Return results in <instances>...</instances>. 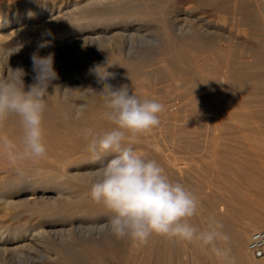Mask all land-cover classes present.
<instances>
[{"label": "bare ground", "instance_id": "obj_1", "mask_svg": "<svg viewBox=\"0 0 264 264\" xmlns=\"http://www.w3.org/2000/svg\"><path fill=\"white\" fill-rule=\"evenodd\" d=\"M51 1V4H48L46 0H42L40 4L30 5L31 7L27 10L15 11L12 15L9 12L0 14V52H4L9 47L20 46V52L31 57V54L37 51L38 44L42 40V42L49 43L47 47L39 49V55L46 56L53 53L56 61L64 52L67 64H70L69 67L78 61L91 66L95 61L89 56L91 47L103 46L106 49V61L112 63L109 61L114 58L115 65L119 66L120 70L116 72L113 68L101 69L102 76L99 75L101 77L96 80L99 91L100 89L102 91L105 85H111L113 90L126 85L129 93L135 89V92L139 94L138 97L152 98L164 105V111L159 114L160 119L168 118L166 120H169L170 116L178 115V112L185 109L186 106H189L193 111L207 108L209 113L212 112L213 116L206 119V124L211 126V134L201 135L202 133L198 132L197 136H193L190 140V136L185 137L187 141H183V143L174 135L170 138V143L173 142V145L179 146L178 142H181L179 147L186 148L184 149L187 151L189 162H191V158L205 159V156L210 157L212 164H217L222 158L228 160L232 157L231 155L234 156L233 158H237L234 165L230 163L234 171L230 170L231 167L227 169L230 172L226 177L223 175V168L216 167L213 180L208 181L207 184L211 187V191L204 192L202 189L205 184L201 185L199 181L192 182L193 176L191 167H189L191 164L186 163V160L178 159V156L174 157L171 154L167 155V153L166 155L161 154L156 150L149 151V149L147 157L157 160L173 180L179 181L185 186L191 185L190 187L199 192L197 214L190 220L192 225L201 230L206 229L208 217L214 216L223 224V231L230 237V247L236 264H261L250 257L247 238L251 230L264 229V214H250L253 216H245L246 220L241 221L240 214L233 207V202L255 207L263 202L261 200L264 196V183L260 184L259 182L262 179L259 177L262 175L255 174L257 170L264 171V111L259 109L258 111L252 110L253 112L247 111L248 109L245 107L249 101L239 99L240 95L237 97V93L242 91L246 93L259 91L264 96V0H191L197 6L217 14L218 23L222 24L226 20H230L237 26L238 33H243L244 36L239 38L240 41L235 43L232 41L233 44H229V42L219 44L216 40L217 36H209L203 30L201 32L198 26L203 27L201 25L203 21H199L196 15L193 16V19L197 21V27L189 23L187 20L189 18L188 10L163 8L157 2H146L144 6L136 5L129 10L120 12L115 7V0ZM57 1L60 3L57 4ZM118 12L122 14L121 17L125 18L124 20H115ZM134 13L159 15L158 22L162 31L155 38V55L151 58L155 62H149L148 57L140 58L137 62L130 58L133 48L130 40L132 33L124 25L128 23L127 16ZM167 14L172 15L167 19ZM116 24L120 26L118 27ZM207 28L209 27L207 26ZM118 52L121 54L116 55ZM6 70L7 68L0 67V75ZM105 77L107 78L103 79ZM146 77L148 81L144 79ZM179 77L185 78L188 85L178 97H175V93L178 92L176 78ZM161 80H169L170 83L172 81V84L168 82L162 90H158L161 91V97L159 96L157 99L151 96L150 91H154L156 86L154 84ZM59 85L53 80L48 88V106L42 122L44 138L48 146L47 156L35 160H25V162L18 161V163H12L7 159L9 164L11 163L7 167V171L10 172L12 169L18 171L19 169V172L23 171L26 175L13 178V174H11L10 179L13 178L11 183L4 181V178L8 177L5 175L6 177H0L3 178L0 180V185L13 190L23 183L25 189L30 187L33 190L38 187L41 190H53L54 194L50 196H43L41 191L35 196L38 200L41 198L52 200L54 205L49 209L51 214L64 210L69 211L70 215L76 213L85 216L108 214V210L102 204L91 199L88 179L85 178L86 184H82L77 190L70 192L74 187L73 182L77 178L73 176L75 173L71 172L68 166L69 164L79 165L88 158L89 153L85 151L87 141L83 136L84 129L91 128L102 133L104 132L102 129L108 127L107 130H110L113 125H108L107 118L100 120V117H97L99 116L96 113L97 109L100 112L101 108H104L103 100L94 105L78 101L76 104L73 103L72 108L71 101L68 103L64 99L69 96L67 86ZM254 93L253 98L257 97ZM249 97L250 101L254 102L250 94ZM256 100H260L255 102L257 105L264 104L260 98ZM236 107H241V111L231 110ZM78 109H83V111L77 119ZM60 114L68 117L61 119L59 118ZM95 114L97 115L96 120H91ZM173 120L169 121H172L174 125L176 121ZM0 133L6 134L18 142L22 134L18 118L14 116L8 118L3 128L0 129ZM146 138L140 134L134 147L140 149L139 147L142 145L143 149L147 148L149 142ZM231 149L237 150L231 152ZM2 155L6 156L0 152V156ZM7 160L6 163L4 162L5 164L8 163ZM241 161H246L247 164L250 162L249 166L242 170L243 172L240 170L241 166L238 165ZM238 175L244 176L248 180L246 182L248 188L256 190L260 196L251 198L252 196H249L251 192L247 188V190H241L242 188L240 189V186L232 179ZM22 177L25 178L24 182ZM27 177L28 179H26ZM10 190L7 194L5 193L4 198H1L0 195L2 207L33 208V211L39 214L41 219L46 217L47 212L40 206L38 207L35 200L28 201L31 198L27 196V192L13 195L17 191ZM57 199L59 200L57 201ZM49 218L51 219V217ZM107 222L92 225L69 224L68 227L61 224L60 227H56L54 223L49 222L45 226L26 227L10 232L1 229L0 254L12 253L15 255L21 253L22 247L25 245L39 242L44 245L47 253L53 252V255L58 257L62 264H176V244L171 243V239L153 235L145 245L131 240L128 242H132V244L127 248H120L119 241L121 239L112 236L107 231ZM191 245L194 256H196L195 259L198 258L191 264H222L210 248L205 251L197 244H190V247ZM219 246L224 247V242H219ZM42 253L44 256L45 253Z\"/></svg>", "mask_w": 264, "mask_h": 264}, {"label": "clouds", "instance_id": "obj_2", "mask_svg": "<svg viewBox=\"0 0 264 264\" xmlns=\"http://www.w3.org/2000/svg\"><path fill=\"white\" fill-rule=\"evenodd\" d=\"M48 43L38 44L37 51L31 54L34 76L27 90L24 81L27 73L23 68H11L8 63L20 46L3 52L7 70L0 75V129L13 116L18 118L22 129L18 142L0 133V152L12 163L47 156L42 122L48 106V88L57 79L54 54L39 55V49ZM99 94L105 116L113 127L102 133L86 128L83 136L87 141L85 151L93 160L104 161L89 176V194L110 213L107 231L118 239L129 238L141 245L147 244L153 235L197 244L205 251L210 248L222 264H236L223 224L210 216L206 229L192 225L190 220L197 214L199 204L196 195L173 180L157 160L135 150L138 136L159 126L164 105L152 98L138 97L134 92L130 94L126 85L116 90L105 85ZM82 111L77 110V119ZM219 242L225 246H219Z\"/></svg>", "mask_w": 264, "mask_h": 264}, {"label": "rangeland", "instance_id": "obj_3", "mask_svg": "<svg viewBox=\"0 0 264 264\" xmlns=\"http://www.w3.org/2000/svg\"><path fill=\"white\" fill-rule=\"evenodd\" d=\"M72 1L80 2L81 0H69V2H72ZM115 1H116L115 7L120 12H121V10H123V11L124 10H129L133 6H136V5L144 6V4L146 2H150V3L157 2L163 8L171 7L172 10H177V9L188 10V13H189V18L187 19L188 22L191 23V24H194V26L197 27V21H195L193 19V16L196 15L197 16L196 18H199L198 19L199 21H201V22L203 21L202 22L203 24H201V25H203V27L202 26L201 27L198 26V29L201 32L203 30V32L208 33L207 35H209V36H211V35H215V37L217 36L216 40H218L217 43H219V44H223V43L225 44V43H228V42H229V44H233V42L235 43L237 41H240L239 38H243V36H244L243 33L242 34L240 33L241 36H239L240 34L238 33V30H236L237 26L234 23H232L230 20H226L225 23H222L221 21H219L222 24L218 23V20H217L218 19V17H217L218 15L217 14L209 11V9H204V7L197 6L191 0H115ZM41 2H42V0H0V12H1L0 14H4V13L9 12L10 15H12V13L15 12V11L20 12V11L27 10V8L31 7L30 5L40 4ZM46 2L48 4H51L52 1L51 0H46ZM58 3H60V1H57V4ZM190 11H191V13H190ZM120 12H118V16L115 18L116 21H121V19H123V20L125 19V18L121 17L122 14ZM171 15L172 14H167L166 18L167 19L170 18ZM126 20H128V23H126L124 26L128 27L130 32L132 33L131 34L132 37L130 36V40L132 41L131 44H133V45H131V47L133 46V48H134V49L132 48V51H131V54H130V58H132V60L134 62L135 61L137 62V60L139 61L140 58H147L148 57L149 58L148 59L149 62H155L154 59H151L152 56L155 55V47H154L155 46L154 43L156 42L155 38H157L160 35V32L162 31L160 23L158 22L159 15L155 16L153 13H145V14L144 13L143 14L134 13V14L128 15ZM206 22H207V24H206ZM214 22H215V25H214ZM208 23H209V25H212V26H209ZM116 25L118 27L120 26L119 24H116ZM207 26L210 29L212 28L211 29L212 32L210 31L209 28H207ZM209 32H211V33H209ZM40 43H42V40H41V42H39V44ZM91 48L92 49L89 52V56L92 59L95 60L94 62H92L93 66L92 65L90 66L89 64H85L84 65L83 63H80L78 61L77 63H75V65H71L69 67L70 64L69 65L67 64V59H66V56H65L64 52L60 54V57L57 58L56 61L54 60V68H55V70L57 72V79H55L54 81L56 82L57 85L61 84L62 86L63 85L67 86V91H68L67 94L69 96H67V99H66L67 101L66 100L65 101L68 102V103H70L69 101H71L70 104H71L72 108H73L74 104H76L78 101L87 103L88 105H94V104H96V102H99L100 100H102V97L100 96L99 93L102 92L103 90L101 91V89H100V91H99V89H97V86H96V80L102 76L101 71L106 69V68H113V69H115L116 72H118L120 70L119 66L115 65L116 60L114 58L112 59V61H109V62H112V63H108L106 61V59H107L106 58L107 57L106 49L103 46L100 47L98 45V46H93ZM117 54L120 55L121 53L118 52V53H116V55ZM8 63H9V66L11 68H13V69L23 68L24 71L27 73L25 75V77H24V81H25V85H26V89L25 90H27V85H29V84H31L33 82V78L32 77L34 76V73L32 71L31 57L26 55V54L23 55L19 51L18 53L12 55L9 58V62ZM94 64H95V66H94ZM0 67H4L5 69L7 68V60L3 56V52H0ZM101 67H103V68H101ZM96 68H97V70H96ZM147 68H149V67H147ZM99 75H101V76H99ZM59 77H61V78H59ZM144 79L146 81H148L147 77L144 78ZM176 79H177L178 92L175 93V97H178L188 84L185 82V78H183V77H179V78H176ZM163 81L166 82V83H164ZM163 81L162 80L161 81H157L154 84V86L155 85L156 86L155 87L153 86L154 87V91H150L151 96H153L154 98L159 99L158 97L159 96L161 97V93H160L161 91H158V90H162L164 85L168 84V82H169V84H172V81H171V83H170L169 80H163ZM61 85H59V86H61ZM133 90H131L130 93L134 92L136 95H139L138 92H135L136 91L135 89H133ZM72 93H73V95H72ZM247 93L244 92V91H242L240 93L239 92L237 93V97L240 95L238 97L239 99H242V100H245L247 102L248 101L250 102V103L248 102L246 104L247 107H245V108L248 109L247 111L253 112L252 110H254V111L257 110L258 111V109L261 110V111H264V104L263 105H257L255 103V102H259L260 101V100L259 101L256 100L258 98H260L262 101H264L263 93H260L259 91H256L255 93H256L258 98L257 97L253 98V93L254 92L252 93V91L251 92H247ZM249 94L252 96L251 99L252 100L254 99V102L250 101ZM207 105L209 106V102L207 103ZM231 110L241 111V107H236V108L231 109ZM184 111H185V113H184ZM105 112H106L105 107L101 108L100 112L97 109L96 113L99 116H97L95 114V115L92 116L91 120H96L97 117L98 118L100 117L99 118L100 120H102V118H106ZM189 113L192 114V115L190 116ZM211 113L212 112H210V113L208 112L207 108L206 109L205 108H202V109L200 108L198 110H194L193 111L192 109H190L189 106H186L185 109H181V111L178 112V115L175 114L174 116L172 115V116L169 117V120H173L174 119L176 121L175 122L173 120L175 122L174 125L172 124L173 123L172 121L166 120L168 118L160 119L161 117H159V119H160L159 126L154 127L150 132H146V134L142 133L144 135V137L148 138L147 141L149 142V145H147L146 146L147 148H145L146 150L143 149L144 147L142 145L139 147L140 149H138V148L136 149L135 148V150L138 153H140V154L142 153L141 155H144L146 157H147V152H148V149H149V151L156 150L159 153L161 152V154H165L166 155V153H167V155L171 154L174 157L178 156L177 157L178 159L186 160V163L191 164L189 167H191L190 169H191L192 176H193L191 178L192 182L199 181L201 183V185L205 184L204 185L205 187L202 190L204 192L205 191L209 192V191H211V187H209L207 184H208V181L213 180V176H214L213 174L215 172L214 170L217 169L216 167L217 166L218 167H222L223 170H224L223 171V175L226 177L229 174L228 172H230L227 169H229L231 167L230 170L234 171V169H232V165H234V163L236 162L237 158L236 157L233 158L234 156L231 155L232 157L228 158V160L230 159L229 160L230 162L227 160V158L226 159L222 158V160L217 162L218 165L217 164H212L210 162V157H207V156H205V159L204 158L201 159V157L200 158L198 157V158H195V159L193 158L194 161L191 158V162H189L190 159H187L188 158V154H187V151H185L186 148L185 147H184L185 149L183 147L180 148L179 146H181L180 145L181 142L183 143V141H185V142L187 141L186 140L187 138H185V137L190 136L189 137V140H190V139H192L193 136H197L198 132L202 133L201 135H203L204 133H209V134L212 133V131L210 129L211 126L206 124L207 123L206 119L207 118H211L213 116V114H211ZM206 115H207V117H206ZM67 117L68 116L65 117V115H63V114H60V116H59V118H61V119H66ZM177 122H178V124H177ZM110 124L111 123L108 122V125H110ZM169 128H170V130H169ZM104 129H102V130L103 131H107V129H109V128L107 127L105 130ZM161 133H162V135H161ZM173 135L179 141H181V142H178L179 146L178 145H173V142L170 143V138ZM154 136H155V138H154ZM180 137L181 138H185V139L180 140L181 139ZM149 138H150V140H149ZM153 143L155 145H152ZM156 143L158 144V146H157ZM169 144L171 145V147H170ZM236 148H237V146H236ZM157 149H159V150H157ZM143 150H145L144 152H146V153H144ZM236 150L237 149H231V152H233V151L236 152ZM240 151H242V150H240ZM231 152H229V153H231ZM87 157L88 158L85 161H83L81 164H79V165L77 164L75 166L74 164H69V166H68V168L71 170V172L75 173L73 176L75 178H77V180L75 179V181L73 182L74 187L72 188V190L70 189L71 190L70 192H72L73 190L74 191L77 190L79 187H81L82 184H86V179L89 180V176L91 174L90 171L99 168L101 166V164L104 162V161H95V160H93V158L91 157L90 154ZM1 158L2 159H6V160L8 158L6 156H3V155L0 156V171H2V172H0V177H6L5 175L8 176V177H6V179L7 178L8 179L6 180L4 178V181H7V182L11 183L13 181L14 177H18V176L21 177V176L26 175V173H24L23 171L19 172V169H18V171L16 169L15 170L12 169V171H10V172L7 171L6 169H7V167H9L11 165V163L9 164V161H8L9 159H8L7 160L8 163L5 164L6 160H2ZM206 158H209V159L206 160ZM197 160L199 162H195ZM231 161H233V162H231ZM21 162H25V161H21ZM257 162L258 161L256 160V163ZM16 163H18V162H16ZM227 163H229V164H227ZM230 163H232V165ZM249 163L247 164L246 161H241L238 164L239 166H241L240 170L242 171V170L246 169L249 166ZM245 165H247V166H245ZM1 166H2V168H1ZM196 166H197V168H196ZM211 166H214L215 168H213ZM200 168H201L202 172L200 171ZM233 168H234V166H233ZM84 171H85V173H84ZM15 172H17L18 174L16 173V175H14ZM262 172H264V171H262V170L261 171L260 170L255 171L256 175H258V176L262 175V177H259V178H262V179L259 180L260 184L264 183V179H263L264 178V173H262ZM20 173H22V174H20ZM83 173H84V176H83ZM11 174H13V176ZM85 175H87V176H85ZM11 176L13 178L10 179ZM241 176L242 175H238L237 177L235 176L232 179L237 185L240 186L239 187L240 189L242 188L241 190L244 191V190L248 189V191L251 192L250 194H253V195L249 194L250 197L252 196L251 198L259 197L260 195L258 194V192L256 190L250 189V187L248 188V184H246V182H248V180L244 176H242V177ZM82 178H84V179L86 178L85 181H83L84 179H82ZM235 178H237L238 180L235 179ZM239 178H241V179H239ZM2 179L0 178V180H2ZM22 179H23V177H22ZM26 179H28V177ZM24 181H25V178L23 179V182ZM239 181H241V182H239ZM19 185L20 186L15 187V189H13V190L7 189L6 187H3V186L0 185L1 198H4V196H6V194H7V192L9 190L10 191H14V192L17 191L13 195H19L18 193L27 192V196L31 198L28 201L35 200L37 202V206L38 207L40 206L41 208H43V210H45L47 212V215H46V217L44 216L43 219H41L40 215L37 214L35 211H33V208H27V207H25V208L24 207L7 208V207H4V206L2 207L1 204H0V207H1V209H0V230L1 229L4 230V231L9 230V232H10L12 230H20V229H24L26 227L27 228L28 227L29 228H36V227H39L40 225L41 226H43V225L45 226L49 222L54 223L56 225V227H60L59 226L60 224L61 225H66V227H68L69 224H71V225H78V224L79 225H92L94 223L107 222L108 219H109L110 213L102 214V215L85 216V215L80 214V213H76V214H71L70 215L69 211L64 210L62 212H54L53 214H51L49 212V209L52 208L53 205H54L52 200H46L45 198H41L40 200H38V199L35 198V196H36V194H40V193H42L43 196H46V195L50 196V195L54 194L53 190L49 191L50 189H45V190L42 189L43 190L42 191L41 189H38V187L36 189H33V190L30 187H26V189H25L23 183L22 184L20 183ZM206 185H207V187H206ZM190 186L188 185L186 187L189 190H191L196 195V197L198 198L199 197V192L196 191L195 189H193ZM243 186H244V188H243ZM213 189H215V191H217L215 187H213ZM39 191H41V192L39 193ZM2 193H4V194L6 193V194L4 195ZM58 200L59 199H57V201ZM261 201H263V202H261L260 204L256 205L255 207L246 206V205L240 204L238 202H233V207H235L234 209H236L237 212L240 214L241 221L242 220L244 221V220H246V217L253 216V215H250V214H254V215L255 214L256 215L264 214V196L262 197ZM49 217H51V219ZM257 230H260V229H257ZM253 231H255V230H253ZM253 231L251 230L249 232V235ZM249 235H248V238H249ZM248 238H247V242H248ZM128 241H131V239H129V238L121 239L119 241V247L120 248H127L130 244H132V242L129 243ZM170 242L171 243L173 242V244H176V251H175L176 264H191V263L195 262L198 259V258L195 259L196 256H194L193 247H192V245L190 247V243L183 242V241H176V240L173 241V239H171ZM67 244H70V243H67ZM43 246L44 245L42 243H39V242H36L35 244L34 243H30L29 245L27 244V246L25 245L24 247H22L21 253H18V254H15V255L12 254V253L0 254V264H34V263L35 264H37V263L38 264L39 263L40 264H62L60 262V259L58 257H56L55 255H53V252L49 251L47 253L46 252V248H44ZM42 252L45 253L44 254L45 257L43 256ZM40 254H42V255H40ZM190 254H192V255H190ZM250 257L255 262H258V263L261 262V264H264V258H255L252 255Z\"/></svg>", "mask_w": 264, "mask_h": 264}, {"label": "built area", "instance_id": "obj_4", "mask_svg": "<svg viewBox=\"0 0 264 264\" xmlns=\"http://www.w3.org/2000/svg\"><path fill=\"white\" fill-rule=\"evenodd\" d=\"M247 249L255 258H264V229L255 230L250 233Z\"/></svg>", "mask_w": 264, "mask_h": 264}]
</instances>
